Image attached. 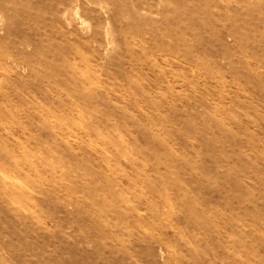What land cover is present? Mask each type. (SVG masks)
Instances as JSON below:
<instances>
[{
  "label": "rangeland",
  "instance_id": "374dc122",
  "mask_svg": "<svg viewBox=\"0 0 264 264\" xmlns=\"http://www.w3.org/2000/svg\"><path fill=\"white\" fill-rule=\"evenodd\" d=\"M0 264H264V0H0Z\"/></svg>",
  "mask_w": 264,
  "mask_h": 264
}]
</instances>
